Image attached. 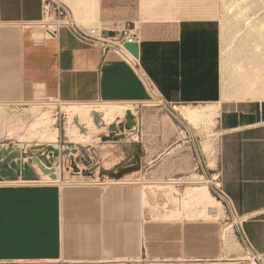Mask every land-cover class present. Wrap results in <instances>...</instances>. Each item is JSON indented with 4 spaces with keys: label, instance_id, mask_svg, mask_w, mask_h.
<instances>
[{
    "label": "crops",
    "instance_id": "1",
    "mask_svg": "<svg viewBox=\"0 0 264 264\" xmlns=\"http://www.w3.org/2000/svg\"><path fill=\"white\" fill-rule=\"evenodd\" d=\"M66 1L81 23L106 27L112 35L138 22L140 64L174 108L221 100L219 0ZM41 17L42 0H0V102L25 104L39 96L88 103L133 104L150 99L136 69L118 52L86 43L68 27L60 28L54 37L41 38L35 25ZM134 120L131 129L117 123L116 133H111L113 125H109L99 135L115 138L100 144L93 139L88 149H80L88 153L95 148L96 156L88 166L96 169L88 178L99 183L66 184L62 173L55 183L13 181L18 175L12 163L19 158L10 162L16 176L0 174L6 180L0 182V264H225L240 260L233 256L240 252L233 246L231 233L227 235L231 225L223 230L229 257L223 254L222 258L219 236L206 232L205 222L179 221L172 207L155 210L150 190L139 185L144 176L140 165L160 159L173 136L168 126L164 132L159 129L141 156L140 146L128 144L127 139L138 141L147 128L141 130L140 118ZM217 121L222 186L244 217L243 227L254 250L264 255V100L224 101ZM134 133L137 138L131 137ZM77 168H84L79 158L69 169ZM79 176L74 175L78 181ZM106 179L112 181L107 186ZM146 206L151 207L153 219L147 218ZM196 216L204 221L218 218L207 217L201 206Z\"/></svg>",
    "mask_w": 264,
    "mask_h": 264
},
{
    "label": "rangeland",
    "instance_id": "2",
    "mask_svg": "<svg viewBox=\"0 0 264 264\" xmlns=\"http://www.w3.org/2000/svg\"><path fill=\"white\" fill-rule=\"evenodd\" d=\"M62 1L67 3L73 9L79 24L90 26L81 23L80 19L78 18V15L74 10V7L70 5L66 0H62ZM231 1L233 2V0H219V14H218V19L221 26L222 52L223 49L228 50L225 51L226 54L224 56L221 53L222 81L224 80L225 77L228 84V91H227L228 94L231 91H234L237 88L238 83L241 82V80L239 81L236 78L237 73L233 71L234 64L240 63L247 65L246 56L243 52H241V49L245 47L242 45L240 40H242L246 36H249L250 34H251L250 37H252L255 34L252 39L250 38V43H252L253 45H258L259 47L258 49L259 50L261 49L262 51L263 41H260L261 39H259L256 33H253L252 35V31H253V29L251 31L252 24L261 27V31L264 30V5L258 3V1L257 2L252 0L242 1L241 6L245 7L246 9L250 8L249 10H245V11L246 12L248 11L247 14L251 15L252 17L251 25L245 26V24L243 23V19L241 18V16H239L241 15L238 11L240 9V6L239 7L234 6ZM248 5H250V7ZM136 23L138 24V22ZM259 27H257V29L260 30ZM250 100L263 101L264 98L253 99L248 97L242 101H250ZM228 101H241V99L239 100L238 98L232 97L230 95ZM95 102L99 103L101 101H95ZM0 104L4 105L2 106L4 107L2 108L3 109L2 114H4L5 116L2 119L0 115V134H1L0 135V174L14 178L16 175L13 176L15 173L9 164L11 161L19 158L21 155L25 158H28L32 166H34V164L36 163L34 158L36 159L40 158L42 161H44V163H46L49 166L52 167L58 166L59 155L65 156L66 154H68V151H60V150L55 151L50 144L46 142L41 143L40 139L37 136L30 137L29 135H27L29 128L27 124L28 123L30 124L34 120V116L32 113V107L34 105H39L44 110L46 109L48 110L50 108L53 113L51 115L53 119H55L54 120L55 122L53 121L54 123L53 122L51 123L50 128L52 127L51 129H53L55 127L59 129L60 132L59 140L62 141L71 140V137L68 134V130H67L68 125L70 123L69 121L70 116L64 107L66 102L60 99H55V98L49 99L39 96L36 100L29 101L25 104H12L9 102H0ZM198 104L199 102L193 103V105H198ZM129 105L132 106L133 104L130 103ZM170 110H172L173 114H171L168 110L162 108V106L159 105L147 106L144 103V105H141L140 109L138 110V115L134 114L136 115L135 117H137L138 120L139 118L141 120V130L147 128V132H145L146 134L144 137L142 136V133H140V137L138 141H132L127 139L128 140L127 142L128 144L129 143L131 144V142H135L133 144H138L140 146L139 148L141 149L140 151L141 156L143 155L142 149L144 148L145 145H151L154 142V139L156 138L155 134H157L156 132L159 129H162V131L164 132L165 129L163 127L168 126L169 127L168 130H170L169 133L173 136L172 144L169 146L166 153L160 159L150 164L145 163L142 164V166L140 165V171H141L140 173L144 174V176L141 178L140 181L141 183L139 184L140 187L147 186L145 190L146 191L150 190L151 193L150 196H152L150 198V201L153 206L159 204L161 207H163L164 204L166 205L169 204L167 205L168 207L170 206L173 208V210H178L177 213H175V219L179 221L189 220L195 222H205L208 225L206 226V232L214 233V236H219L220 245H221L220 257L222 258L223 256L224 258L229 257L226 256V251L223 247L224 246L223 230L232 224V227L227 231V235L231 233L233 246L234 248L239 250L241 256H247L246 252L244 251V248L246 250H248V248L244 243L241 234L238 230L239 221L234 220L230 208L228 207L227 204L224 203L225 205L221 207L223 208L222 214L218 216V218L210 219V221H204L202 219H194V218H199L198 216H196L197 206H199V204H195L194 202L187 200L186 197L187 189H190V187L200 186L204 184L208 185L212 194L216 196L213 189L216 181L213 179V177L215 173L219 172V168H217L219 161L218 142L220 138V129H219L218 121L214 123L215 125L214 124L206 125L203 123H201L200 125L193 124L191 122L189 123V121L187 120H184L179 115L176 108L173 107L170 108ZM16 116L20 117L21 121L17 120ZM147 116L149 118L146 122ZM5 118L7 121L5 120ZM143 119L145 124L146 125L148 124L147 127L145 124L143 126L142 124ZM124 120L125 121L123 123L127 124V119ZM7 122L9 123L8 126L6 124ZM12 122H14V124ZM22 125L25 127H23ZM181 131H184V133L181 134ZM104 134L105 133L101 135L97 134L96 137L101 138L103 137ZM22 135H24V137ZM102 142L103 139L101 138L99 144ZM80 143L84 145L81 148H86L88 145L92 143V141L90 142L80 141ZM17 144L25 145L24 146L25 149L23 150L22 154H21V149L18 147ZM51 151L54 152L53 158L50 157L51 155L49 156ZM79 159L80 162L82 163L83 161H81V158ZM67 169L62 170L64 183L66 184L71 183L73 185L77 184L83 186V185H87L88 183L100 182L98 179L96 181H93L90 180V178H88L91 175L89 173L95 171L96 166L91 167L87 165V168H85L83 174L81 173L82 176H79L80 175L79 172H82L83 170L79 171L76 169H72V170L69 169L68 171ZM35 170L37 176L43 177V172L40 169L39 165L36 167ZM85 172L88 174H85ZM74 175H78L79 176L78 178L79 179L81 178V180L78 181V179H75L76 177H74ZM111 182L112 181L110 179H106L105 186L109 185ZM171 189L175 192H178L177 194L179 195H177V197L179 199L173 196V193H171ZM168 192H170V194L167 195ZM167 198L169 199L168 202H167ZM146 210H147L146 212L147 216L153 219L154 217L153 214H150L151 207L146 206ZM233 256L239 257L237 256V254Z\"/></svg>",
    "mask_w": 264,
    "mask_h": 264
},
{
    "label": "bare ground",
    "instance_id": "3",
    "mask_svg": "<svg viewBox=\"0 0 264 264\" xmlns=\"http://www.w3.org/2000/svg\"><path fill=\"white\" fill-rule=\"evenodd\" d=\"M242 1H247V0H233V2L232 1L231 2L236 7L240 6V9L238 8L239 9L238 11L241 15H239V16H241V18L243 19V23L245 24V26L246 25L248 26V25H251L252 17H251V15L247 14L248 11L246 12L245 10H249L250 5H248L249 9H246L245 7L241 6ZM252 1H256V2L258 1V3L264 5V0H252ZM253 4H255V3H253ZM95 27H100V28H104L107 30L106 27H103L100 25H97ZM138 27H140L139 24H138ZM257 27H259V26L252 24V28H251V31L253 29L252 35H253V33H256V35H258L259 39H261L260 41H263V43H262L263 48L261 51V49L260 50L258 49L259 48L258 45H253L252 43H250V38L252 39L255 34L252 37H250L251 36V34H250L249 36H246L242 40H240L242 45L245 47V48L241 49V52H243L246 56L247 65L239 63V64H234V66H233V71L235 73H237L236 78L239 81L241 80V82L238 83L237 88L228 94L227 93L228 84H227V81L224 77V80L222 81V98L220 101L202 102V103H199L198 105H193L192 103H190V104H181V105L175 106L179 115L184 120L189 121V123L191 122L193 124H199V125L201 123L206 124V125L216 123L217 117L220 115L221 105L224 101H228V99L230 98V95L232 97L238 98L239 100L241 99V101L248 98V97L253 98V99L264 98V30L261 31V27H259L260 30L257 29ZM36 29L38 30V35L41 38H44L45 35L42 32L41 28L36 25ZM225 51H228V50L223 49V52H222L223 56L226 54ZM151 93L155 96L153 91ZM153 102L154 101H152V100H150V101L147 100L144 103L146 105L153 106V105H155V104H153ZM129 104L124 103V102L123 103L122 102L121 103H115V102L114 103H108V102H100V103L66 102L64 107L70 116V120H69L70 123L68 125L67 130H68V134L71 137V140H67V142L76 143V144H79L81 146H82V143H80V141L81 142H90V141H93V139H94V142H99L101 140V138L96 137L97 134L104 132V130L106 131V129L108 128L109 125H114L116 128V124L120 123V122L122 123L123 118H126L127 123H128L129 116L132 120L131 122H133V125H132V127H133L134 125H136V122L134 120L136 118L135 117L136 115H134V114L138 115L137 104H139V102L133 103L132 106ZM2 106H4V105L0 104V115L3 119L5 116H4V114H2L3 113L2 108H4ZM49 109L44 110L39 105H34L32 107V113L34 116V120L30 124L27 122L28 123L27 125L29 126L27 135H29L30 137L37 136L40 139L41 143L46 142V143L50 144L52 146V148L54 149V147H57V148L60 147V140H59L60 132H59L58 128H55V127H54L55 129L54 128L51 129L52 127L50 128L51 123L55 119H53V117L51 115L53 113H52L51 109L50 110ZM18 116H20V115H18ZM18 116H16L17 120H20V117H18ZM7 119H8V116H7ZM5 120H6V118H5ZM13 120H15V119H13ZM24 120H22V121H24ZM12 123L14 124V122H12ZM12 123H10V124H12ZM6 124L8 126L9 123L7 122ZM24 125H25V122H24ZM120 125H122V124H120ZM22 126H21V128H22ZM124 126L126 127L127 124H124ZM124 126L122 128H124ZM23 127H25V126H23ZM111 127L112 126H110V128ZM14 128H13V130H14ZM126 128L129 129L128 127H126ZM18 129H20V128H18ZM9 130H10V127H9ZM67 130H66V132H67ZM183 133H184V131H181V134H183ZM24 135H22V136L24 137ZM131 137L137 138V134L134 133V136H131ZM24 146H25L24 144H22V145L18 144V147H20V148H22ZM54 150L57 151L56 149H54ZM82 150H81V152L83 153V156H84L83 158H84V160H86L88 158L89 154L87 153V151L83 152ZM53 154H54V152L51 151L49 156L51 155L50 157L53 158ZM20 159L22 161L21 168L24 169V163L29 162V160H28V158H25L22 155L19 157L18 160H20ZM34 160L36 162L34 165L35 166L39 165L40 169L42 170L43 177H39V176L33 177V175L31 176V173H29V172L25 173L24 171H22L18 175V178L16 180H13V181L25 182V183H43V182H54L55 183V182H58V181H60V178H61L60 174L62 173V170L70 168V165H72V163L75 162L76 154H66L65 156L59 155V159H58L59 165L53 166V167L44 163V161H42L40 158H37V159L34 158ZM67 161H71V162H69V164H67ZM29 164H30V162H29ZM85 168H87L86 164H84L83 169L77 168V170H79V171L83 170L82 172H79L80 174L81 173L83 174V172L85 171ZM217 168H216V170H217ZM34 171L36 173L35 168H34ZM213 179L216 181L215 184H220L219 172L214 174ZM3 181H6V180H3L2 177L0 176V182H3ZM171 193H173V196L175 198H178L176 195V193H178V192H175L171 189ZM168 194H170V192H168L167 195ZM186 194H187L186 195L187 200H190V201L194 202L195 204H199V206L204 208L207 217H218L222 214L223 208H221V207L224 205V203L212 194L208 185L204 184V185H200V186L190 187V189H187ZM168 200L169 199L167 198V202H168ZM167 205H169V204H167ZM167 205L164 204V206L162 207L165 211H169L171 208L170 206L168 207ZM154 207H155V210H157L158 208H160V205L157 204ZM177 211L178 210H175V212H177ZM223 213H224V211H223ZM147 218H148V216H147ZM231 226H232V224H231ZM244 251L246 252L247 256H241V254L239 253L238 256H239L240 260L228 261L225 264H260L257 261V259L254 257V255L250 249L246 250L244 248Z\"/></svg>",
    "mask_w": 264,
    "mask_h": 264
},
{
    "label": "built area",
    "instance_id": "4",
    "mask_svg": "<svg viewBox=\"0 0 264 264\" xmlns=\"http://www.w3.org/2000/svg\"><path fill=\"white\" fill-rule=\"evenodd\" d=\"M35 25L41 28L45 35L44 38L54 37L58 34L60 28L68 27L80 40L86 43L102 47L105 50H115L136 69L143 83L150 91L149 101H154L153 104L162 106V108L173 114L172 110H170V108H173V104L167 101L158 91L151 78L142 68L139 57H136L125 46L127 42H137L140 46L141 28L138 27L136 22L124 25L121 30L112 35L109 34L108 30L104 28L85 25L83 26L79 24L73 9L65 2L61 0H42V17ZM152 91L154 92L155 96L151 93ZM141 105H144V102L137 104V110L140 109ZM81 147L82 146L79 144L70 143L66 140H60V147H54V149L68 151V154H76V158H82L83 153L80 151ZM20 149L22 154L25 148L22 147ZM88 153L92 159L95 158L92 153V148H89ZM219 180L220 184H215L213 187L216 197L228 205L234 220L239 221L238 230L248 250H251L254 257L260 264H264V255L256 252L251 245L243 227L244 217L238 213L232 198L224 190L220 173Z\"/></svg>",
    "mask_w": 264,
    "mask_h": 264
},
{
    "label": "water",
    "instance_id": "5",
    "mask_svg": "<svg viewBox=\"0 0 264 264\" xmlns=\"http://www.w3.org/2000/svg\"><path fill=\"white\" fill-rule=\"evenodd\" d=\"M125 46L136 56V57H140V46L137 42H127L125 44ZM131 118L129 116L128 118V123H127V126L129 129L132 128V125H133V122H131ZM124 124L121 125V127H123ZM111 131H114V132H111V133H116L118 131V128H115V126L113 125L111 127ZM122 136V135H121ZM116 136H104L103 137V140H107V139H111V138H115ZM83 152L86 151V149H83L82 150ZM96 150L95 148H92V153L94 156H96ZM89 158V159H88ZM88 158L86 160H84V158L82 157V161L84 164L88 165V164H91L92 163V159H91V156L88 155ZM21 165H22V161L21 159L20 160H17L16 162H13L12 163V166H13V169L16 171V175H19L22 171H24L25 173L29 172L31 173V176L33 175V177L37 176L35 171H34V168L29 164V162H25L24 163V169L21 168Z\"/></svg>",
    "mask_w": 264,
    "mask_h": 264
}]
</instances>
